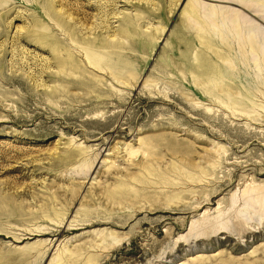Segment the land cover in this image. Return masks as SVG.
I'll return each instance as SVG.
<instances>
[{
    "label": "rangeland",
    "instance_id": "rangeland-1",
    "mask_svg": "<svg viewBox=\"0 0 264 264\" xmlns=\"http://www.w3.org/2000/svg\"><path fill=\"white\" fill-rule=\"evenodd\" d=\"M242 1L0 0V264H264V69L181 32Z\"/></svg>",
    "mask_w": 264,
    "mask_h": 264
},
{
    "label": "bare ground",
    "instance_id": "bare-ground-1",
    "mask_svg": "<svg viewBox=\"0 0 264 264\" xmlns=\"http://www.w3.org/2000/svg\"><path fill=\"white\" fill-rule=\"evenodd\" d=\"M234 1H238L237 2L238 4H244V1H242V0H234ZM196 8H194L193 11L190 12V16L192 18H194V19L196 18V14L202 15V11L205 8L206 11H207L206 14L207 15H211V16H209V18L211 20V23H214L215 20L219 19L221 17V15H223L224 18H227V19L224 20V23H227L228 20H229V23H231L233 26H232V28H225L223 30L222 29L221 30H216V29L211 28L209 30V33L207 34V36H209L210 39H204L199 34V30L202 27H198V26L193 27L191 25H189L187 27H182V29H181L182 31L181 32L184 35H188L189 34L191 36V37H189V40H191V42H193V43L197 42L198 43L200 41V43L202 45H204V46H208V42H211L214 45L221 47L223 49V51H227L228 50L227 52H229V53L232 52L231 50L235 49L237 51V53L239 55H241V56H244V57L251 56V57H253L255 65L260 69L261 72H263L262 70L264 69V29L261 26L248 25V24L247 25H242L240 22H238V21L234 20L233 18H231L230 12L228 10H225V8H215V7L212 8V7H209V6L208 7L207 6H201L200 9H196ZM248 9L251 12H256L257 11V9L254 8V7H248ZM83 14L85 15L84 18H83V20H85V21H89L91 19V17H92L91 14H89L88 12L83 11ZM162 14H163V11L159 12L158 14L152 13L150 15V18H152V17L156 18L158 16L160 17ZM53 16L55 17V20L58 21V24H60V26L66 32V34H68L69 38L72 39L74 37V35H75V32H74V30L73 31L69 30V28H70L69 23L65 19H63V17L61 15H59V14H54ZM67 16L70 17L71 14H68ZM99 19H100V17H99ZM140 20H141V17H139L137 19H134L132 17V18H127V20H125V23L126 22L129 23V26L134 28V26L131 25L130 23L132 22V23L135 24L137 21H140ZM96 27H97V25H94V24L91 25L92 29H95ZM109 28H110V26H109ZM100 29L102 30V28H100ZM86 30H87V28H86ZM88 30H89V28H88ZM106 30H107V32H109L108 30H110V29H108V27H107ZM127 31L130 32V30H127ZM36 34H38V33H36ZM50 36H52L53 40L56 39L54 37V35H48L47 33L43 34L44 38H49ZM146 37H147V35H146ZM58 42L63 43L61 41H58ZM99 43H100V45H99ZM85 44L87 45L86 48H89V50L92 47V49H95V51H96V52L94 50L87 51V59H88L90 64H92V65H94L96 67H101V68H103L106 65V66H108L110 68L109 69L110 71H108L110 74H114L115 72H117V74L120 75L121 72L124 71L122 62L119 61V59H118V61H114L112 58L109 59V58H107L108 54L99 53L98 50L96 49V47H100V48H103V47H110V48L111 47L112 48L118 47V42L115 41L113 38L111 40H107L105 38H100V37L99 38H94L93 40L85 39ZM66 50H67L68 54L66 56H61V55L56 56L55 57L56 61H59V63H64V66L66 67L67 70L68 69H73L72 61L75 62V59L73 58L74 57L73 53H71V48L69 46H66ZM216 54L218 56H221L222 52L218 51ZM125 69H126V67H125ZM59 76H60L59 77L60 79L63 78L64 80H66L67 77H69L68 73H66V72H65V77H63L61 75H59ZM239 88L241 90H244L241 87H239ZM229 89L232 90L233 87H229ZM245 89L248 90L247 87ZM255 204H257V203H255ZM255 204L252 205V203H251V205H250L251 207L250 206H246V208L243 209L241 214L242 213H251L252 214V212L258 213V211L256 210V207H255ZM250 208H252V210Z\"/></svg>",
    "mask_w": 264,
    "mask_h": 264
}]
</instances>
